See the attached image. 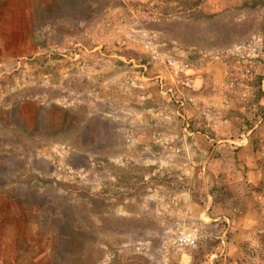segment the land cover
Instances as JSON below:
<instances>
[{"label":"rangeland","instance_id":"obj_1","mask_svg":"<svg viewBox=\"0 0 264 264\" xmlns=\"http://www.w3.org/2000/svg\"><path fill=\"white\" fill-rule=\"evenodd\" d=\"M194 1L0 0V264H264V0Z\"/></svg>","mask_w":264,"mask_h":264},{"label":"crops","instance_id":"obj_2","mask_svg":"<svg viewBox=\"0 0 264 264\" xmlns=\"http://www.w3.org/2000/svg\"><path fill=\"white\" fill-rule=\"evenodd\" d=\"M31 41H32V39H31ZM28 42V45H30L31 44V46L32 47H34V46H39L40 48L42 47V45H38V43L36 42V41H34V42ZM4 138V141H5V148L7 149V150H9V149H13L15 152H16V154H17V156H18V154H20L19 153V151H18V149L16 148V147H18L17 146V144L16 143H14V142H11V141H9V140H7V137L5 138V136L3 137ZM14 145V146H13ZM12 156H13V154H12ZM11 156V157H12ZM43 171H40V170H33L32 172H31V174H37V178L38 177H41V176H43V173H42ZM16 176H17V174H16Z\"/></svg>","mask_w":264,"mask_h":264},{"label":"built area","instance_id":"obj_3","mask_svg":"<svg viewBox=\"0 0 264 264\" xmlns=\"http://www.w3.org/2000/svg\"><path fill=\"white\" fill-rule=\"evenodd\" d=\"M169 65H171V67H175L174 65V61H169ZM179 240L182 242V244H186V245H194L195 244V236L192 233H184L181 232Z\"/></svg>","mask_w":264,"mask_h":264},{"label":"trees","instance_id":"obj_4","mask_svg":"<svg viewBox=\"0 0 264 264\" xmlns=\"http://www.w3.org/2000/svg\"><path fill=\"white\" fill-rule=\"evenodd\" d=\"M202 0H195L193 3V8H196V7H198L199 5H200V2H201ZM190 4H192V3H190Z\"/></svg>","mask_w":264,"mask_h":264}]
</instances>
